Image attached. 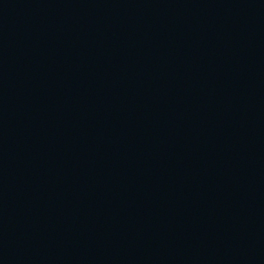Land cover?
I'll return each mask as SVG.
<instances>
[{"label":"water","instance_id":"obj_1","mask_svg":"<svg viewBox=\"0 0 264 264\" xmlns=\"http://www.w3.org/2000/svg\"><path fill=\"white\" fill-rule=\"evenodd\" d=\"M0 264H264V0H0Z\"/></svg>","mask_w":264,"mask_h":264}]
</instances>
